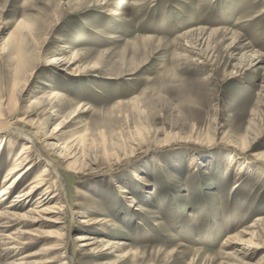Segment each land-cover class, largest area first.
<instances>
[{"label":"rangeland","instance_id":"374dc122","mask_svg":"<svg viewBox=\"0 0 264 264\" xmlns=\"http://www.w3.org/2000/svg\"><path fill=\"white\" fill-rule=\"evenodd\" d=\"M0 119V212L44 169L66 210L0 264H264V0H0Z\"/></svg>","mask_w":264,"mask_h":264},{"label":"bare ground","instance_id":"6f19581e","mask_svg":"<svg viewBox=\"0 0 264 264\" xmlns=\"http://www.w3.org/2000/svg\"><path fill=\"white\" fill-rule=\"evenodd\" d=\"M113 38H116V37H113ZM21 48L22 47L20 46L18 52L21 50ZM58 62H59V60L55 61L54 63L57 64ZM51 63H53V62H51ZM26 91H27V89L25 87L19 92V94L17 96L19 102H22L24 100V97L26 95ZM60 97H62L60 95V93H57L54 91L51 93L43 94L42 96L35 97L33 99V102L39 103L45 109H48L49 107H50V109H52V106H53L51 103L52 98H60ZM8 102H9L8 104H5L6 106L12 105V99L11 98H10V101H8ZM52 117L53 118L50 119V122L55 121L54 117H56V115H53ZM20 122H23V120H20ZM0 128L3 129V130L0 129V132H4V130H7V131L18 130V131H20V129L16 128L13 125L5 123L4 121H2V119H0ZM59 131H61V130H60L59 126H57L55 128V132H59ZM23 134L28 135L30 133L23 132ZM26 137L30 139V137H28V136H26ZM31 143L32 142H30V141H28V143H24L25 145L23 146L19 155L17 156L14 167L8 171V174L4 178L5 179V180H3L4 183H2V184H4V186L0 191V201L6 200L7 197L11 193L9 191L15 187V184L17 183V185H16V187H17L23 181L24 178H26L34 169L37 168V165H38L37 163L36 164L30 163L31 162L30 161V153H32V147L35 146L36 142L33 141V143H32L33 145ZM2 146L3 145L0 146V153H1L2 148H3ZM65 146H66V144H64V143H61V144L60 143H56V144L51 143V142H49V139H48V141H45V147H47L49 149V151L54 152L57 149L60 150V148L63 150L65 148ZM48 158H49V156H48ZM47 173H50L48 171V169H44L42 174L37 175L28 184L27 189L22 190L21 192L17 193L18 195L15 197L14 201H12L13 203H11V205L6 207L7 210L5 212H0V225L3 226L2 227V228H4V229H2L3 231L7 230L6 228H8V226L11 225L10 221H14L15 219L18 220V219L24 218L22 216H18V214H14V212L11 211L12 208L13 209L25 208V204H29L30 202H32V200L34 198L36 201L35 206L33 207L32 210H30L28 212L29 214L37 215V216H34L32 218L34 223H37V224L38 223H40V224L50 223L53 226H56L57 224H63L62 223V216H64L65 211H66V210H64V207H65L64 206V198L61 195H59L58 192H53L54 189L52 190V186H49L50 183L45 178L46 176H49V174H47ZM136 177H137V179H139V181H142L141 176H139L137 174ZM58 179H59V175H58ZM54 184H55V182L53 183V185ZM123 193L125 194V193H127V191L124 190ZM4 219H7L8 221H4ZM102 221L103 220L101 219L98 222H102ZM262 225L264 228V222L262 223ZM9 230L10 229H8L7 232ZM22 232H21V230L20 231L17 230L16 232L9 234L7 236V239H9L13 243H17L16 245H18L20 243V241L22 240V237H23ZM52 234L55 235V237H57V239H61V238L66 236V233H64L63 230H61V229L53 232ZM88 240H91V239L87 236H77V242H80L82 247H88L89 246L88 244L85 243ZM124 243L121 242L119 246H124L125 245ZM21 244H23V243H21ZM62 244H59L58 246L61 247ZM16 245H14V246H16ZM59 247L57 249H60ZM32 256H34V254ZM39 262H38V264H39ZM46 262H49V261L46 260Z\"/></svg>","mask_w":264,"mask_h":264}]
</instances>
